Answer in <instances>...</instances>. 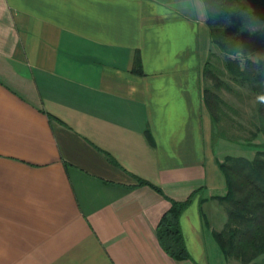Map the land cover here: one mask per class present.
Instances as JSON below:
<instances>
[{"label": "crops", "instance_id": "obj_1", "mask_svg": "<svg viewBox=\"0 0 264 264\" xmlns=\"http://www.w3.org/2000/svg\"><path fill=\"white\" fill-rule=\"evenodd\" d=\"M181 2L0 0V264L242 263L212 234L230 141L210 28ZM193 193L176 260L157 227Z\"/></svg>", "mask_w": 264, "mask_h": 264}, {"label": "trees", "instance_id": "obj_2", "mask_svg": "<svg viewBox=\"0 0 264 264\" xmlns=\"http://www.w3.org/2000/svg\"><path fill=\"white\" fill-rule=\"evenodd\" d=\"M210 3L219 11H214L213 18L207 20L213 50L204 66V79L209 77L216 88L229 92L235 91V84L247 88L254 95L264 94V68L257 70L250 60L247 62V56L264 50V0H210ZM215 48L223 55L225 72L212 61V57L218 55ZM219 71L228 75V82L220 77ZM204 99L213 118L215 136L240 143L241 139L218 127L221 106L226 103L224 99L208 87L204 88ZM252 124L254 130L245 143L259 149L255 157L248 159L230 155L220 163L227 179V194L215 199L225 209L227 218L222 229H214L212 234L227 260L264 264V258L257 261L264 256V142H254L258 135L264 136V103L259 100ZM139 180L142 185H151L163 193L160 187L148 180ZM194 194L185 200L167 197L171 206L157 227L162 246L176 260L189 258L180 219Z\"/></svg>", "mask_w": 264, "mask_h": 264}, {"label": "rangeland", "instance_id": "obj_3", "mask_svg": "<svg viewBox=\"0 0 264 264\" xmlns=\"http://www.w3.org/2000/svg\"><path fill=\"white\" fill-rule=\"evenodd\" d=\"M217 52V56L212 57L213 63L216 65V67L221 70L222 72H225L224 65H223V55L218 51L217 48L214 49ZM253 55H264L263 51H257L253 53ZM244 61V58L242 55L239 56ZM222 72H218L220 77L223 78V80H228V75L223 74ZM235 91L229 92L225 89H218L215 87V83L212 79L207 77L205 79V87H208L212 90H214L216 93H218L226 103L222 104L221 111H220V120L218 127L224 128L225 132L230 135L234 136L235 138L238 137L241 139L240 143L231 142L227 143L226 146L219 147L220 149H223L225 153H228L232 156H238V157H246L248 159H253L256 155L257 150H259L255 146L246 145L245 141L246 139L251 137V132L254 130L253 127V121L255 118L256 110H257V95L252 94L247 88L240 87L237 85H233ZM215 141L217 140L216 146L220 143V137L215 136ZM255 143H263L264 142V136L263 134L258 135V137L254 140ZM221 153V152H220ZM222 156H224L221 153ZM214 207L212 208L211 212H214V220L211 221V224L213 225V230H221L227 215L225 209L217 202L215 201ZM210 212V213H211ZM213 216V215H212ZM264 258V256H261L257 259V261ZM234 260V259H231ZM242 264V263H240ZM253 264V263H250Z\"/></svg>", "mask_w": 264, "mask_h": 264}, {"label": "clouds", "instance_id": "obj_4", "mask_svg": "<svg viewBox=\"0 0 264 264\" xmlns=\"http://www.w3.org/2000/svg\"><path fill=\"white\" fill-rule=\"evenodd\" d=\"M181 7L186 10H191L201 20L213 18L214 11H219L218 8L214 9V6L210 3V0H182ZM250 30L255 31L256 29ZM249 60L251 61V65L257 70L264 68V64H262V61H264V55L252 54L247 56V62ZM257 99L261 103H264V94H260Z\"/></svg>", "mask_w": 264, "mask_h": 264}]
</instances>
